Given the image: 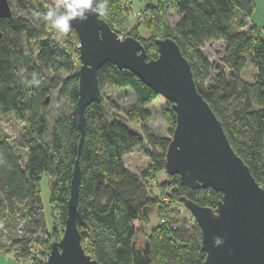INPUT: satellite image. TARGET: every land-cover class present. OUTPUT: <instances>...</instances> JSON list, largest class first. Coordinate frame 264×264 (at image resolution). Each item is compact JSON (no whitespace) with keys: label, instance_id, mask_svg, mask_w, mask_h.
I'll return each instance as SVG.
<instances>
[{"label":"trees","instance_id":"trees-1","mask_svg":"<svg viewBox=\"0 0 264 264\" xmlns=\"http://www.w3.org/2000/svg\"><path fill=\"white\" fill-rule=\"evenodd\" d=\"M14 1L18 13L0 18V113L12 112L23 126L21 137L13 143L0 139V212L20 213L29 237L41 232L57 238V227L47 228L40 181L47 173L50 208L57 209L63 232L80 139L76 111L78 70L60 43L46 34L49 26L42 15L54 6L52 1ZM169 9L178 15L174 25L167 18ZM253 9V0H155L141 8L140 23L148 30L149 39L136 33L125 36L140 40L147 58L158 55L155 38L169 36L177 42L191 65L197 90L220 120L235 152L264 187V34L255 24L249 30H238ZM100 17L119 35L107 16ZM32 39L36 40V52L27 53L24 40ZM215 40L225 44L221 61L230 75L227 78L218 71L212 84L206 86L211 64L201 48ZM247 65L255 69L251 82L241 76ZM98 81L101 91L105 83L131 88L135 101L124 113L129 120L142 123V135L130 130L121 119H108L103 96L85 109L77 226L86 252L98 264H132L133 242L138 246L133 222L145 215L146 207L156 205L160 222L147 234L143 246L149 244V264L159 260L161 264H204L198 225H182L168 212L174 202L182 203L181 196L214 208L221 193L210 187L191 189L180 183L178 175L164 170L170 139L155 136L143 124L149 116L147 106L159 96L153 89L133 72L112 63L98 70ZM166 102L168 110L163 114L172 134L175 114L170 102ZM110 106H115L113 101ZM144 139L150 146V163L135 173L125 166L124 156ZM18 149L25 151L24 157ZM160 171L170 180L160 184L162 195L157 198L149 190L158 183L154 177ZM29 243L27 237L14 238V257L29 256L31 264H44L45 257L37 260L31 256Z\"/></svg>","mask_w":264,"mask_h":264},{"label":"water","instance_id":"water-1","mask_svg":"<svg viewBox=\"0 0 264 264\" xmlns=\"http://www.w3.org/2000/svg\"><path fill=\"white\" fill-rule=\"evenodd\" d=\"M11 16L10 1L0 0V18ZM71 29L79 40L76 111L80 139L63 232L50 243L44 264H98L81 242L77 200L85 109L102 99L98 70L105 63L133 72L170 102L175 124L165 154L167 174L178 175L180 183L191 189L210 187L221 193L214 208L180 197L200 229L204 264H264V187L235 152L220 120L197 90L191 65L177 42L169 36L155 38L158 55L147 58L140 40L133 36L120 37L95 11H90L83 22L73 20ZM214 237H221L224 243L213 246ZM132 247V264H149V244L141 247L133 242Z\"/></svg>","mask_w":264,"mask_h":264},{"label":"rangeland","instance_id":"rangeland-1","mask_svg":"<svg viewBox=\"0 0 264 264\" xmlns=\"http://www.w3.org/2000/svg\"><path fill=\"white\" fill-rule=\"evenodd\" d=\"M9 1L11 4L12 12L18 13V10L15 6V1ZM51 1L54 6L57 4V0ZM102 2H105V0H94L95 7L98 3ZM154 2L155 0H106L108 8L107 17L112 22L114 28L119 32L120 37H123L126 34L136 33V36L140 34V36L142 37L148 36L149 39L148 30L145 28L143 23H140L143 20V12L141 8H144L145 5ZM253 3V12L250 15L244 17L245 22L243 26L238 27V30H249L250 26L252 24H255L260 29L261 33L264 34V0H253ZM167 18L171 25H174L178 20V15L174 10L169 9L167 11ZM233 28L236 29V27L234 26ZM130 31L133 33H129ZM46 34L60 43L61 47L67 52V54L71 56L74 66L78 70L80 65L78 60L79 40L75 31L71 29L66 34H60L49 27ZM24 47L27 53H35L37 47L36 40H24ZM224 50L225 44L221 40L207 42L201 48L202 54L209 60L211 64L210 77L206 82V86L212 84L213 78L218 71H222L226 75V77L229 78L230 71L224 66L221 61ZM254 73V67L251 65H247L241 72V76L244 80L251 82L253 80ZM101 93L103 96L104 106L107 110L108 119H121L125 122L130 130L142 135V123H140V121L137 119L129 120L124 113V110L129 108L130 105L135 101V94L131 90V88H116L105 83ZM54 96L52 95L49 97V103L53 101ZM110 101H113L115 105L114 107L110 106ZM166 101L167 100L160 95L156 99H154L147 106V108L149 109V116L143 124H145L148 130L155 136L167 137L171 139L172 134L169 130V122L163 114L164 111L168 110ZM22 126V122L18 121L12 112L4 114L0 113V139H5L13 143L15 139H19L21 137ZM148 149H150V146L144 139L141 145L136 146L130 153L124 156L125 166L135 173H139L142 169L146 168L150 163V158L147 154ZM18 150L22 154V157H24L25 151L21 149ZM154 178H156L158 183L149 191L152 194H156L157 198H161L162 187L160 186V184H162L163 182L169 183L170 179L163 171H160L157 175H155ZM153 180H151V183H156V180ZM40 189L42 209L47 228L50 230L52 226H56L58 230L56 235L57 238L51 234L45 236L41 232L29 237L24 231V219L22 218L20 213L10 214L1 211L0 250H3V252H7L9 255L14 256L15 251L11 247L13 239L17 237H27L28 240L32 242V244L36 245L39 249V253L35 256L36 259L41 260L45 257L46 260L49 252L50 242L61 237L62 230L58 211L56 208H50V186L47 173H44L42 175V179L40 181ZM171 209L172 210L168 212V216H170V218L176 219L180 224L186 225L190 228L197 224L191 213L183 206L182 203L174 202V204L171 206ZM159 222L160 218L157 213L156 205L146 207L145 215L142 216L140 220H134L133 224L137 230L135 241L138 246H144V241L148 239L147 234L151 231L152 227L157 225ZM11 260L12 258H10L8 264H12ZM22 260H25L29 264H31V258L29 256L24 259L22 258ZM154 264H161V262L159 260L154 262Z\"/></svg>","mask_w":264,"mask_h":264},{"label":"clouds","instance_id":"clouds-1","mask_svg":"<svg viewBox=\"0 0 264 264\" xmlns=\"http://www.w3.org/2000/svg\"><path fill=\"white\" fill-rule=\"evenodd\" d=\"M93 3L94 0H57L55 6H49L43 13L42 20L56 32L66 34L71 30L73 20L81 22L87 20L90 11L104 16L108 15L106 0L98 3L95 9H93ZM223 243L221 237L213 238V246H220Z\"/></svg>","mask_w":264,"mask_h":264},{"label":"crops","instance_id":"crops-1","mask_svg":"<svg viewBox=\"0 0 264 264\" xmlns=\"http://www.w3.org/2000/svg\"><path fill=\"white\" fill-rule=\"evenodd\" d=\"M10 258H12L11 260L12 264H27L28 263L27 261L22 260L21 258H16L14 256L9 255L7 252H3V250H0V264H8V262L10 261Z\"/></svg>","mask_w":264,"mask_h":264},{"label":"built area","instance_id":"built-area-1","mask_svg":"<svg viewBox=\"0 0 264 264\" xmlns=\"http://www.w3.org/2000/svg\"><path fill=\"white\" fill-rule=\"evenodd\" d=\"M155 181V180H153ZM29 252L31 256H36L39 253V249L36 245L32 244V242L29 243Z\"/></svg>","mask_w":264,"mask_h":264}]
</instances>
